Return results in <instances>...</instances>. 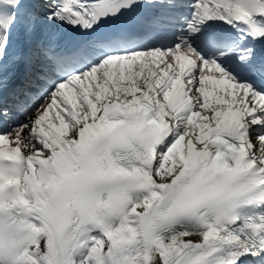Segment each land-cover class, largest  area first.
<instances>
[{
    "label": "snow or ice",
    "instance_id": "6c2138e0",
    "mask_svg": "<svg viewBox=\"0 0 264 264\" xmlns=\"http://www.w3.org/2000/svg\"><path fill=\"white\" fill-rule=\"evenodd\" d=\"M0 264H264V0H0Z\"/></svg>",
    "mask_w": 264,
    "mask_h": 264
}]
</instances>
